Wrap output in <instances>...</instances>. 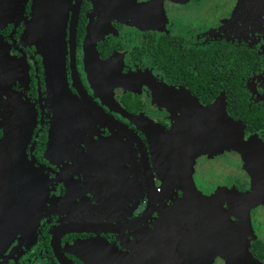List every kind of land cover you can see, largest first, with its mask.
Segmentation results:
<instances>
[{"label": "flooded vegetation", "instance_id": "1", "mask_svg": "<svg viewBox=\"0 0 264 264\" xmlns=\"http://www.w3.org/2000/svg\"><path fill=\"white\" fill-rule=\"evenodd\" d=\"M41 1L0 0V140L16 114L30 124L25 154L41 205L0 264H61L55 250L68 264H85L73 247L95 240L126 264H225L213 242L231 231L226 216L241 203L232 185L207 189L195 180L220 143L213 134L199 143L202 156L188 170L173 159L159 164L155 143L187 114L217 106L257 146L253 178L234 176L237 193H250L251 180L254 194L264 189V0H237L202 35L175 23L209 0H135L109 25L100 24L95 0ZM61 12L64 29H48ZM246 57L255 68L245 71ZM252 106L257 132L246 135ZM260 210L261 202L246 225L249 252L264 264Z\"/></svg>", "mask_w": 264, "mask_h": 264}, {"label": "water", "instance_id": "2", "mask_svg": "<svg viewBox=\"0 0 264 264\" xmlns=\"http://www.w3.org/2000/svg\"><path fill=\"white\" fill-rule=\"evenodd\" d=\"M134 3L135 0H95L93 2L94 11L100 18L101 25H109L111 19L118 18L120 13L132 7ZM37 4L39 6L45 2L37 0ZM39 14L40 11H37V25L41 18ZM121 16L125 17L124 14ZM64 21L63 13H58L50 18L48 29H64ZM91 57L94 58L93 55ZM186 116L182 126L164 133L156 140L155 159L159 164L164 162V159H173L178 169H190L191 156L198 152L199 143L205 138L209 139V133L216 137L221 147H241L248 158L253 161L256 158L255 141L252 138L243 139L242 127L234 122L224 109L219 110L217 106H212L205 110L198 109L193 117L188 114ZM128 118L137 120L130 116ZM147 124L151 127L150 131H156L149 122ZM25 128L27 125L23 123V117L16 114L7 124L4 136L0 140V256L15 234L32 224L41 208L37 180L25 154L30 124L27 129ZM233 194L241 204L251 205L252 192L243 195L237 192ZM215 197L217 195L211 199ZM250 231L249 226H246L244 230V226L236 225L235 229H231L229 233H223V238L215 242L217 247L226 251L234 264H259L249 252ZM87 244L86 246L77 243L72 250L77 257L83 255L85 264H126L117 248L110 245L98 246L100 244L96 240ZM55 252L61 264H68L63 255L61 256L56 250ZM140 258L141 253L136 256V260L140 261Z\"/></svg>", "mask_w": 264, "mask_h": 264}, {"label": "rangeland", "instance_id": "3", "mask_svg": "<svg viewBox=\"0 0 264 264\" xmlns=\"http://www.w3.org/2000/svg\"><path fill=\"white\" fill-rule=\"evenodd\" d=\"M211 2V7L203 6L202 9L194 11L191 7L186 8L182 15L177 17L176 20V28L182 26L186 29H189L190 32L196 35H202L205 32L209 31L211 28H214L222 23V20L229 18L233 13L232 11L237 7V0H209ZM41 18L38 20L39 25H45L46 18L45 16H40ZM42 19V20H41ZM262 84L264 85V73L262 76ZM256 79L252 80L253 85H255ZM260 85V84H257ZM262 88V86H261ZM210 138H213L212 134H208ZM210 143H214L211 141ZM219 153L215 159L212 161H208L204 164V169L197 172L195 176V180L201 186H206L207 189H213L216 185L227 183L232 185L231 188L226 186L229 190H236L235 187H238L239 183L234 176L242 177L240 174L244 172L251 178H253L252 170L254 169L253 160L248 158L245 155L243 148H224L220 147ZM199 152V151H198ZM196 153L195 155L191 156V167L196 164L197 158L201 157V153ZM198 154V155H197ZM263 155V156H262ZM264 162V153L261 154L260 157V164L262 165ZM254 166V167H253ZM197 183V184H198ZM235 186V187H234ZM263 188H264V175H263ZM255 183L254 180L250 182V190L252 192V203L248 206V204H241L237 209V215L231 219L230 216L227 214L226 223L229 229H235L236 225L244 226V230H246L247 222H250V209L253 206H256L259 202H261V210L259 213V220L261 222V228L264 226V189L260 188V194L255 192ZM222 190V189H221ZM221 190H217L214 194L218 195L222 193ZM232 193V192H230ZM258 195V196H257ZM209 201V197L207 200ZM248 228V227H247ZM250 228V227H249ZM213 256H217L221 258L225 264H234V262L229 258L226 251L222 250L221 248L217 247V244L213 242ZM248 247V246H247Z\"/></svg>", "mask_w": 264, "mask_h": 264}, {"label": "trees", "instance_id": "4", "mask_svg": "<svg viewBox=\"0 0 264 264\" xmlns=\"http://www.w3.org/2000/svg\"><path fill=\"white\" fill-rule=\"evenodd\" d=\"M243 64H244L245 71H248L249 69L256 67V64L253 62L252 58H250V57H246ZM255 110H257V108L255 106H252V107H250V110L246 111V113L244 115V121L246 124V129H245L244 133L246 135L257 132L256 129L253 128V123H255L257 121L256 118L260 115L254 114ZM258 110H262V109L260 108ZM262 117H264V114L262 115Z\"/></svg>", "mask_w": 264, "mask_h": 264}]
</instances>
